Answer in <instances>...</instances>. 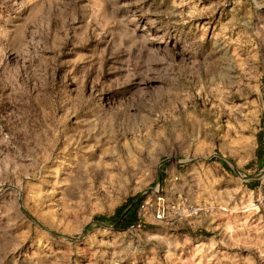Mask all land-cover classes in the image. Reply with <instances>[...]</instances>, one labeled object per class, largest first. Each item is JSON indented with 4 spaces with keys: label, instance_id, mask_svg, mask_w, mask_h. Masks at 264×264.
<instances>
[{
    "label": "rangeland",
    "instance_id": "rangeland-1",
    "mask_svg": "<svg viewBox=\"0 0 264 264\" xmlns=\"http://www.w3.org/2000/svg\"><path fill=\"white\" fill-rule=\"evenodd\" d=\"M263 167L264 0H0V264H264Z\"/></svg>",
    "mask_w": 264,
    "mask_h": 264
},
{
    "label": "built area",
    "instance_id": "built-area-1",
    "mask_svg": "<svg viewBox=\"0 0 264 264\" xmlns=\"http://www.w3.org/2000/svg\"><path fill=\"white\" fill-rule=\"evenodd\" d=\"M258 184V192L260 190L261 199L264 200V167L258 173ZM200 211L198 207L186 205L185 200L170 201L161 184L158 183L138 198L136 221L129 228L140 230L145 225L168 226L183 217L198 214Z\"/></svg>",
    "mask_w": 264,
    "mask_h": 264
},
{
    "label": "trees",
    "instance_id": "trees-1",
    "mask_svg": "<svg viewBox=\"0 0 264 264\" xmlns=\"http://www.w3.org/2000/svg\"><path fill=\"white\" fill-rule=\"evenodd\" d=\"M136 207L137 201H129L128 205H125L123 209L119 208L112 218H114L115 227H129L136 221Z\"/></svg>",
    "mask_w": 264,
    "mask_h": 264
},
{
    "label": "crops",
    "instance_id": "crops-1",
    "mask_svg": "<svg viewBox=\"0 0 264 264\" xmlns=\"http://www.w3.org/2000/svg\"><path fill=\"white\" fill-rule=\"evenodd\" d=\"M192 171H193L192 175L194 176V179H199L201 177V172L199 170L198 171L192 170ZM184 173L186 174V172H184ZM258 173H259V170H258ZM175 178L177 180L178 177L177 176H175L173 178L171 177L170 178V182L175 180ZM180 182H182V183H184L186 185L185 180L183 178H181V176H180ZM253 183H254V186H255L254 188H258V185H259L258 184V174H256V178L254 179ZM170 186L173 187V189H172L173 191L170 194L173 195L174 199H176L175 201H179L180 199H178V198H180L181 196H178V198H175L176 194L180 195V193H182V191H183V190L180 189L181 186H180L179 182H172V183H170Z\"/></svg>",
    "mask_w": 264,
    "mask_h": 264
}]
</instances>
